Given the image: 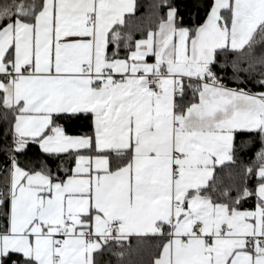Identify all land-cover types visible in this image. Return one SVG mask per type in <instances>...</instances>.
I'll list each match as a JSON object with an SVG mask.
<instances>
[{
	"label": "snow or ice",
	"instance_id": "obj_1",
	"mask_svg": "<svg viewBox=\"0 0 264 264\" xmlns=\"http://www.w3.org/2000/svg\"><path fill=\"white\" fill-rule=\"evenodd\" d=\"M0 264H264V0H0Z\"/></svg>",
	"mask_w": 264,
	"mask_h": 264
}]
</instances>
